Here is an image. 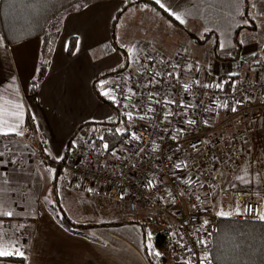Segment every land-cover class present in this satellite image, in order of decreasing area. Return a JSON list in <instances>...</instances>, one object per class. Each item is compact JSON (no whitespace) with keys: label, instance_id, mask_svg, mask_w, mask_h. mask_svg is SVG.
<instances>
[{"label":"built area","instance_id":"built-area-1","mask_svg":"<svg viewBox=\"0 0 264 264\" xmlns=\"http://www.w3.org/2000/svg\"><path fill=\"white\" fill-rule=\"evenodd\" d=\"M209 77L194 73L183 54L139 52L99 81L119 124L95 134L79 130L57 160L43 153L31 125L43 165L58 167L77 189L93 190L104 207L151 215L172 264H216L212 240L221 218L263 219L261 196L239 197L237 212L214 213L199 190H221V172L246 163L264 173V58L254 74ZM113 135L118 143L111 145ZM30 224L16 227L22 241L10 257L27 260Z\"/></svg>","mask_w":264,"mask_h":264},{"label":"crops","instance_id":"crops-1","mask_svg":"<svg viewBox=\"0 0 264 264\" xmlns=\"http://www.w3.org/2000/svg\"><path fill=\"white\" fill-rule=\"evenodd\" d=\"M154 1L192 35H196L193 32L198 37L212 33L206 42L213 50H210L213 55L208 56L209 62L198 63L187 52L182 53L189 58L194 73L213 79L255 73L257 61L264 58V0H246L245 19L242 18L245 0ZM123 5V0H109L67 13L51 51L47 72L34 93L31 92V81L37 71L42 38L6 45L0 33L1 142L17 137L30 139L33 132L28 126L32 125L43 153L49 158L60 159L68 140L81 125L105 122L115 116L113 107L102 102L95 93L93 82L97 77L128 66L133 55L139 52L157 49L165 56H175L171 45L153 38L139 39L141 44L136 49L132 46V53L128 44L136 38L137 32L122 24L113 40L112 22ZM239 26H245L239 35L242 44L239 59L233 62L218 60L214 54L215 41L220 53H231ZM175 28L176 37L178 32L183 36L187 34ZM119 39L125 42V48L120 47ZM72 40L75 46L69 54ZM190 41L194 40L190 38ZM45 168L52 177V184L54 172ZM56 183L58 195L65 201L78 200L86 213L93 215L98 207L110 216L113 212L120 215L117 219L89 223H78L70 218L76 224L95 226L127 218L113 203L102 206L93 190L74 187L65 174L56 178ZM33 219L31 253L25 264H151L145 255L138 225L69 228L63 225L57 212L46 206L38 209ZM0 264L9 263L0 257Z\"/></svg>","mask_w":264,"mask_h":264},{"label":"rangeland","instance_id":"rangeland-1","mask_svg":"<svg viewBox=\"0 0 264 264\" xmlns=\"http://www.w3.org/2000/svg\"><path fill=\"white\" fill-rule=\"evenodd\" d=\"M125 28L137 32L136 38L131 41L129 49L139 47V39L153 38L160 40L162 44H169L174 49V54H186L196 62H209L208 56H212V47L206 44L199 45L194 41L189 42L187 34L176 37V28L168 23L163 17H159L138 6L126 12L121 20ZM121 24L117 28L120 31ZM192 31V29H191ZM131 32V31H130ZM193 32V31H192ZM197 35V33L193 32ZM263 35L262 32H260ZM134 34V33H132ZM264 36V35H263ZM120 47L125 48V42L118 40ZM131 52L133 53L134 50ZM157 50V49H154ZM185 50V51H184ZM159 51V50H158ZM135 54V53H134ZM129 56L131 54L129 53ZM134 56V55H133ZM189 60V58H187ZM212 59V58H211ZM190 61V60H189ZM41 144V142H40ZM42 146V145H41ZM46 165L41 162L38 154L34 135L17 137L8 141H0V257H10L19 251L22 234L16 227L25 222H30L28 237L31 241L34 232L33 217L37 210L46 206L47 209L61 214L64 211L69 218L78 223L97 222L98 220H110L120 217L117 212L105 214L102 209L96 207V213H86L84 206L76 199L65 201L56 193L51 184V175L46 170ZM69 178V177H68ZM223 187L221 190L213 191L203 187L199 190L205 197V205L210 212L231 214L241 209L238 199L243 197L250 199L261 196L264 200V173L259 169L246 163L241 167L233 169L231 173L221 172ZM85 212V213H84ZM84 213V214H81ZM99 213V214H98ZM121 213V212H120ZM126 219H150V236L156 239L157 230L154 218L149 214H141L140 217ZM264 218V209L263 216ZM5 220V221H1ZM8 222L10 227H4ZM4 223V226L2 224ZM25 235V234H24ZM158 253L165 256L167 264H172V258L161 243L157 248Z\"/></svg>","mask_w":264,"mask_h":264},{"label":"trees","instance_id":"trees-1","mask_svg":"<svg viewBox=\"0 0 264 264\" xmlns=\"http://www.w3.org/2000/svg\"><path fill=\"white\" fill-rule=\"evenodd\" d=\"M109 0H2L0 3V33L6 45H12L19 42L29 40L31 38H42V46L40 59L37 66V71L31 81V92L34 93L38 84L45 76L48 66L51 51L55 46V42L59 36V28L64 16L70 12L82 10L85 6L95 2H103ZM123 7L116 13L111 28L113 40L116 39L117 28L121 24L123 15L131 8L138 6L140 8H148L151 13L163 17L171 25L182 29L188 34L195 43L202 45L207 42L212 33L208 32L201 37L194 36L183 25L178 23L171 14L164 10L154 0H123ZM247 4L245 0V9L242 18L247 16ZM245 26H239L235 32L234 43L235 48L231 53L222 54L218 50V43L215 41L214 54L221 61H237L241 54L242 44L239 40L240 32ZM75 41L70 42L68 53L71 54L74 50ZM127 65L112 71L110 73L123 70ZM110 73L100 75L93 82L94 90L97 97L105 104L111 105L110 101L104 98L99 89V81L105 78ZM239 75H234L232 78H238ZM112 106V105H111ZM119 118L115 116L105 122L86 123L68 140L64 155L67 149L73 142L77 132L82 129H89L93 134L97 133L102 127L113 126L119 124ZM30 125L28 129L30 131ZM108 143L113 145L118 143L115 135L107 136ZM46 167L54 172V180L52 185L57 193L56 178L63 172L52 164H46ZM198 184L197 180L193 181ZM204 187V186H203ZM59 219L69 228H90V227H114L127 224L138 225L143 235L144 252L151 264H167L165 256L158 253L157 248H160L161 242L158 237L153 240L150 236L151 223L150 219H125L115 222H102L97 225H79L74 223L64 211H60ZM213 249L211 258L216 264H264V218L261 220H238L231 218H221L219 220L218 231L214 235ZM9 264H25L26 261L15 257L2 258Z\"/></svg>","mask_w":264,"mask_h":264}]
</instances>
